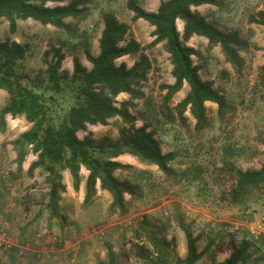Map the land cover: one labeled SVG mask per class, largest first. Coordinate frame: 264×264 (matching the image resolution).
Segmentation results:
<instances>
[{
    "label": "rangeland",
    "instance_id": "obj_1",
    "mask_svg": "<svg viewBox=\"0 0 264 264\" xmlns=\"http://www.w3.org/2000/svg\"><path fill=\"white\" fill-rule=\"evenodd\" d=\"M73 0L47 2V5L68 4ZM83 11L65 20L75 29L73 34L86 32L85 46L71 44V34L52 24L33 18L18 19L17 30L10 31L9 20L0 17V41L16 40L28 48L27 58L18 71L34 78L46 75L57 49L64 58L59 72L74 71V56L89 69L86 49L93 55L100 52V38L104 29V12H110L128 25L126 45L135 38L143 50L115 60L132 67L145 53L151 63L147 79L135 83L137 95L121 92L115 105L127 103L136 117L135 128L151 123L147 131L155 130L164 153L180 152L178 159L169 161L175 170L168 176L152 163L131 154L116 160L132 165L118 169L116 177L137 183L146 179L141 190L132 196L125 194L124 213L117 206L111 208L112 193L98 188L97 194L84 203L86 175L81 167L80 189H74L70 170H60V189L63 197L52 213L49 205L51 185L49 171L43 166L32 173L17 166V157L24 149L25 165L38 159L32 144L19 147L15 141L29 130L32 123L24 114L6 115V126L0 129V227L8 233L13 246L0 248V264H185L189 230L195 238L198 252H203L212 239L210 251H204L195 264H220L233 251L232 242L245 241L249 256L243 264H264V183L250 187L234 200L237 171L257 170L264 164V25L253 22L264 10V0H217V4L192 6L206 22L219 30L237 33L245 44L238 49L240 67L234 65L220 43H211L204 35L194 34L185 44L195 48L192 55L200 77L225 97L227 109L219 112L213 101L205 102L206 124L197 126V119L187 106L180 115L176 106L190 92L188 83L166 100L168 88L174 84L173 63L166 41L149 44L155 39V26L143 18L135 19L128 7L129 0H84ZM148 11L157 12L162 0H135ZM184 21L177 20V28L184 33ZM85 35V34H84ZM53 60V61H54ZM9 93L0 88V110ZM150 110L154 123L143 112ZM134 130L117 115L107 124H89L78 135L83 139L89 132L96 144L117 142L121 131ZM235 144L231 154L227 146ZM23 162V165H24ZM29 166H26V168ZM86 168L88 171H85ZM136 169L148 172L136 174ZM84 173V175H83ZM138 176V177H137ZM138 178V179H137ZM83 187L84 192H80ZM22 199V200H21ZM255 229L256 232H252ZM219 250L213 253V249ZM149 249L150 256H138L141 248Z\"/></svg>",
    "mask_w": 264,
    "mask_h": 264
},
{
    "label": "trees",
    "instance_id": "obj_2",
    "mask_svg": "<svg viewBox=\"0 0 264 264\" xmlns=\"http://www.w3.org/2000/svg\"><path fill=\"white\" fill-rule=\"evenodd\" d=\"M62 2L63 0H0V17L9 20L10 31L17 30L18 19L33 18L43 24H52L58 28L75 33L73 26L65 18L77 17L83 9L79 5L84 0H73L68 4L47 5V2ZM217 0H162L158 11H148L141 7L135 0H129L128 7L135 12V19L143 18L155 26L153 34L155 39L149 46L161 41H166L167 49L171 53L175 77L174 84L166 85L168 88L166 100L179 91L184 83L190 86V92L176 106L181 115L187 106L191 107L192 114L197 119V126L201 128L206 124L205 102L213 101L218 104L219 112L225 113L227 103L225 97L214 89L210 83L204 81L198 68L193 64L192 55L197 50L183 41H187L194 34L206 36L211 43H220L227 57L232 63L240 67L241 57L238 48L244 42L237 33H226L213 24L208 23L192 6L202 4H217ZM104 29L100 38V52L93 55L86 49L87 59L92 63L91 69L84 66L80 58L74 56V71L59 72L64 55L57 49L55 60L50 61L46 75L31 78L18 71L21 62L27 58L28 48L16 40L6 39L0 41V88L9 93L6 104L0 110V129L6 126V115L24 114L32 123L29 130L23 132L15 144L24 147L32 144L33 151L38 154V159L33 161L28 171L32 173L35 168L43 166L49 171L48 182L51 185L49 192V205L52 213H57L56 204L60 199V189L65 190L61 183L60 170H70L74 189L79 190L81 184L80 170L85 166L89 170L86 179V193L84 203L87 204L97 194V182L100 181L102 189L109 190L113 195L111 208L119 207L122 212L126 210L125 194L132 196L139 193L143 182L136 183L119 180L115 171L118 169L132 168V165L122 163L116 158L122 154H131L143 161L157 165L168 176L175 173L169 161L178 159L180 152L171 151L164 153L159 140L155 137L156 131H147L151 123H146L140 128H135L136 117L129 111L127 103L121 107L115 105V96L121 92L137 95L134 84L147 79L151 67L150 60L145 53L141 54L132 67L125 62L117 65L115 60L119 57L135 54L143 50L135 38H131L126 45H120L125 40L128 25L121 22L115 14L104 12ZM184 21V33L181 35L177 28V20ZM253 22L264 25V10L260 17H252ZM85 34V35H84ZM71 44L80 42L85 46L86 32L71 34ZM264 80V64L261 67ZM138 96V95H137ZM146 119L154 123L152 112L146 110L142 113ZM121 116L123 121L129 123L134 129L121 131V138L117 142L98 143L89 132L83 139L78 135L81 130H87L89 124H107L108 119ZM159 125V123H158ZM154 126V124L152 125ZM231 154L237 151L236 145L227 146ZM25 151L18 153V168L22 169L25 160ZM136 174L147 175L148 172L136 169ZM138 177V176H137ZM138 179V178H137ZM264 183V164L257 170L237 171V184L233 190L234 200L242 197L250 187H257ZM188 252L184 259L185 264H195L204 251H210L213 240L207 244L203 252H198L195 238L189 230ZM141 248L138 256L148 258L149 249ZM233 251L220 264H243L249 256L248 244L232 242ZM219 246L213 249V253Z\"/></svg>",
    "mask_w": 264,
    "mask_h": 264
},
{
    "label": "built area",
    "instance_id": "obj_3",
    "mask_svg": "<svg viewBox=\"0 0 264 264\" xmlns=\"http://www.w3.org/2000/svg\"><path fill=\"white\" fill-rule=\"evenodd\" d=\"M256 232L255 229H251ZM13 246V241L8 237V233L0 227V248L8 249Z\"/></svg>",
    "mask_w": 264,
    "mask_h": 264
},
{
    "label": "crops",
    "instance_id": "obj_4",
    "mask_svg": "<svg viewBox=\"0 0 264 264\" xmlns=\"http://www.w3.org/2000/svg\"><path fill=\"white\" fill-rule=\"evenodd\" d=\"M183 23H184V22H183ZM30 164H31V163H30ZM17 166H18V163H17ZM26 166H30V165H25V162H24V165H23L22 167H23L24 169L28 170L29 167L26 168ZM84 170H85V171H88L86 168H84ZM88 172H89V171H88ZM88 174H89V173H87L86 175H84V173H83V175L86 177V179H87V177H88ZM98 188L100 189V181H99ZM80 192H84L83 187L81 188ZM85 192H86V182H85ZM84 194H85V193H84ZM60 196H61V198H62V197H63V194L61 193ZM84 197H85V196H84ZM21 200H22V199H21ZM186 256H187V255H186ZM185 258H186V257H185ZM185 258H184V259H185Z\"/></svg>",
    "mask_w": 264,
    "mask_h": 264
}]
</instances>
